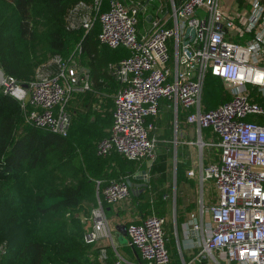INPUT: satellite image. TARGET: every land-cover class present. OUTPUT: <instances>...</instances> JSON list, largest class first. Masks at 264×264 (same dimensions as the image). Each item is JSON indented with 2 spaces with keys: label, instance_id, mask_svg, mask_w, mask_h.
Wrapping results in <instances>:
<instances>
[{
  "label": "built area",
  "instance_id": "1",
  "mask_svg": "<svg viewBox=\"0 0 264 264\" xmlns=\"http://www.w3.org/2000/svg\"><path fill=\"white\" fill-rule=\"evenodd\" d=\"M168 0L166 15L150 18V27L139 32L145 4L134 0H107L99 13V40L110 47L123 46L130 56L109 69L121 87L114 95L113 122L109 135L97 144L99 155L112 151L152 165L158 139L148 117L159 113L161 100L174 111L185 113L184 125L198 134L199 219L191 214L184 223L187 233L200 231L202 239L182 264H264V0ZM99 10L101 0H94ZM93 19L83 20L90 29ZM194 37L184 45L185 30ZM207 73L218 77L227 100L205 109L202 103ZM4 74L0 91L32 109L25 122L65 135L70 124L67 102L74 93L89 89L87 75L73 63H61L55 74L37 71L26 83ZM202 129L210 136L201 137ZM211 158L204 164V150ZM195 176V168L187 171ZM148 180V173L145 172ZM211 182L214 194L204 202L203 186ZM125 181L111 180L102 198L116 204L130 195ZM212 196V198H211ZM82 238L87 243L106 239L112 229L100 198L85 216ZM206 219V220H205ZM166 217L151 213L129 222L126 234L142 262H129L116 250L115 264H169L165 232ZM113 245V244H112ZM105 256L101 250L99 259Z\"/></svg>",
  "mask_w": 264,
  "mask_h": 264
},
{
  "label": "trees",
  "instance_id": "2",
  "mask_svg": "<svg viewBox=\"0 0 264 264\" xmlns=\"http://www.w3.org/2000/svg\"><path fill=\"white\" fill-rule=\"evenodd\" d=\"M107 4L101 0L96 10L94 0H0V68L5 74L27 83L50 60L55 63L47 67L57 69L51 74L64 62L89 68V89L74 93L65 106L70 116L65 135L26 123L32 106L0 91V210L6 204L20 205L16 189L22 187L33 217L30 234L23 241L3 236L0 264H115L110 247L101 260L100 249L83 240L81 228L79 232L69 230L74 222L80 225L74 210L89 216L98 198L105 209L110 207L102 198L110 181L126 182L145 167L144 160L128 159L117 151L106 156L97 152L99 141L109 135L114 93L121 87L109 64L130 56L126 47H110L99 40V13ZM86 17L93 19L90 29L83 26ZM228 98L222 81L207 73L203 107L213 108ZM184 115L178 110V127ZM172 132L170 123L164 134ZM190 165L183 146L177 151V186L193 183L187 174ZM163 184V179L150 177L144 192L133 197L143 218L151 213L169 218L172 198L155 191ZM180 204L176 198L177 229L193 207L192 203ZM12 217L11 227L16 220ZM165 231L170 239L169 264H175L179 255L167 223Z\"/></svg>",
  "mask_w": 264,
  "mask_h": 264
},
{
  "label": "crops",
  "instance_id": "3",
  "mask_svg": "<svg viewBox=\"0 0 264 264\" xmlns=\"http://www.w3.org/2000/svg\"><path fill=\"white\" fill-rule=\"evenodd\" d=\"M134 1L141 2L140 0L139 1L134 0ZM148 1L149 0H142V3L146 4V2ZM169 11H170V5L168 2H166L165 4L161 3L160 6H156V8L153 11H150L148 8L145 7L144 10H142V12L140 13V21H139L140 23L138 27L139 32H145L146 30L149 29L151 17L154 18L156 16L166 15L168 14ZM50 62L55 63V61L50 60L47 66H49ZM75 64L78 66L79 72L81 73V75H84V74L87 75V81L89 85V80H88L89 71H86V69L89 70V68L79 65L76 62ZM47 66L45 68L38 69L37 71H42L45 74H51L57 70L55 68H50ZM156 121H158L157 125L155 124ZM181 122L183 123V125L178 127V121L175 122L174 111L172 108L169 107L168 102L164 99L160 101L158 115L155 118L152 117V121L148 122L152 124L154 127L153 133H155L154 135L158 139V145H157L158 151H160V153H163V154L170 153L171 155L175 156L174 172H173L174 174H175V169H176L177 151L179 148L184 146L186 147L188 151V158L190 159V162H191V165L188 169L192 167L195 168L196 165L198 168V164L196 161V155L198 156V163L200 161L197 147L195 145L188 144V142L195 141L198 138V134H194V130L192 128L184 125V119L181 120ZM170 123L173 126L172 134H164L166 132L168 124ZM202 132L204 134H201L202 135L201 137H203L204 139L210 136V134H208V132L203 131V129H202ZM211 155H212L211 149L204 150V160H203L204 164L211 158ZM149 169H150V166L147 164V162H145V167L144 169H141V170H145V172L148 173ZM136 173L133 175L132 179H129L132 183L131 188H133V190L135 191L130 190V195L128 198L123 199L120 202L116 204H112L110 207L108 206L106 208V213L109 218L110 226L112 229V239H113L112 244L113 245L106 239L98 240L94 244V246L99 248L100 251L104 249L105 253H106L107 247H110L114 251V253L116 250L125 260L129 262H142L143 261L138 250L135 247L131 246V244H129L127 234H123L122 231L118 229V226L119 227L122 225L127 226L129 222H139L143 219L141 213L137 210L136 202L133 197L139 196L142 192H144V190L147 187L143 189L139 187L140 186L139 184L142 183V180L135 178ZM198 174H199V170L198 172H196L195 170V176L192 177L193 183L192 184H188V183L181 184L180 188L182 190L183 189L192 190L196 193V187L198 186L196 175ZM149 178L150 176H148V180ZM174 178H175V184H176V177L174 176ZM206 183L208 184V195H207V198H205V195H204V202L205 200H209L208 198L209 195L214 194V187L212 183L211 182H206ZM199 190H200V185H199ZM200 199H201V195H199L198 200H197V197L187 200L186 204L183 201H181L180 207L187 206L190 203L193 204V207L189 212H187L184 215V220L179 229H177V225H176V199L172 200L171 202V213H170L169 218L172 221L173 227L169 229L172 230L173 232L175 246H176V249L179 255L178 260L176 261L175 264H182V261L188 262L192 256V253L195 251V246H194L195 243L200 242V240L202 239V234L200 231L194 232L191 230L189 233H187V229L185 228V225H184V223H187V221L190 219L191 214H194V216L199 219L198 208H199ZM167 218L168 217H166V223L168 222V219H169ZM86 224L88 225L89 222L87 221ZM166 238H167L166 244L169 250L170 247L168 243H170V239L167 233H166ZM113 246L115 247V250ZM115 256H116V253H115Z\"/></svg>",
  "mask_w": 264,
  "mask_h": 264
},
{
  "label": "rangeland",
  "instance_id": "4",
  "mask_svg": "<svg viewBox=\"0 0 264 264\" xmlns=\"http://www.w3.org/2000/svg\"><path fill=\"white\" fill-rule=\"evenodd\" d=\"M139 1V0H138ZM141 4L142 0H140ZM145 2V1H144ZM168 2V0H149L146 2L145 7L148 8L150 11H153L156 6H160L161 3L165 4ZM225 4L229 6L230 11H235V4L233 2H228L227 0H223ZM208 150V149H207ZM156 161L154 160L152 165L150 166V169L148 171V176L157 179L161 178L164 180V184L160 186L159 188L155 189V191L162 192L163 195H169L172 200L178 199L180 201H183L186 204V201L189 199H193L197 197V200L200 195L199 185L196 187V193L192 190L188 189H181L180 186H177L175 184V174L174 172V163H175V156L168 154H163L158 151L157 147V155H156ZM195 160V159H194ZM196 161L198 164V156L196 155ZM196 172H198L197 165L195 166ZM196 180L198 184V175H196ZM16 193L20 195L21 201L20 205H12V204H6L1 210H0V245H2L5 241L2 239L3 236L6 235V237L9 238H18L22 241L29 236L30 234V227L33 223V217L31 213L27 210V195L26 190L22 187H19L16 189ZM203 193L205 195V198H207L208 195V184L205 183V186L203 188ZM72 214L77 217L80 220V225L78 223H72L70 225L69 230L73 231H80L85 230L87 227L86 220L84 215V212L79 210H74ZM71 214V215H72ZM16 218L14 221V226L11 227L10 224L13 221V217ZM167 227L172 228L173 224L170 218L167 222Z\"/></svg>",
  "mask_w": 264,
  "mask_h": 264
},
{
  "label": "water",
  "instance_id": "5",
  "mask_svg": "<svg viewBox=\"0 0 264 264\" xmlns=\"http://www.w3.org/2000/svg\"><path fill=\"white\" fill-rule=\"evenodd\" d=\"M228 2L231 3V0H227ZM229 8V6L227 4H225V9L227 10ZM190 37V39H184L183 40V44L184 45H187L189 44V42L193 39L194 37V28L193 27H187L186 30H185V38H188ZM86 71H89L88 69H86ZM4 71L2 70V68H0V83L1 81L3 80V77H4ZM23 86H27L26 83H23ZM136 179H139V180H142V183L139 184L141 187V189L145 188L147 186V179L145 178V170H140L136 173V176H135ZM126 183L127 185L130 187V189L132 191H135L133 190V188H131L132 186V183L129 179L126 180ZM126 225H122V226H118V229L120 231H122L123 234H126Z\"/></svg>",
  "mask_w": 264,
  "mask_h": 264
}]
</instances>
